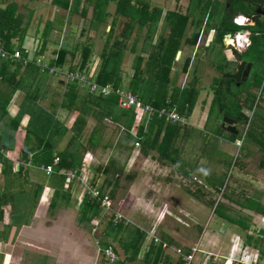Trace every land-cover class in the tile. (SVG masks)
I'll return each instance as SVG.
<instances>
[{"label":"crops","instance_id":"1","mask_svg":"<svg viewBox=\"0 0 264 264\" xmlns=\"http://www.w3.org/2000/svg\"><path fill=\"white\" fill-rule=\"evenodd\" d=\"M145 1L148 2L145 8V11H147V13H150L151 11L157 12V14L152 15L153 19H156L157 21V26L156 27L154 26L153 28H149L148 25L141 27L137 22L133 23L132 27L129 29L130 31L128 32L129 36L126 39H124V44L126 43V41H131L132 46H130L128 49L127 46L124 47L125 48L124 52L128 51L132 56L131 59L133 60L135 59V56H139L143 59L140 67L141 75L143 74V72H146L149 75H155L157 73L163 74L166 68L165 65H163L162 67H158V65H156L155 63L152 62L150 64L148 63L152 61L153 58L156 59L159 57L158 54L160 53V50H159L158 42L161 38L164 39L163 37H166L167 34L169 33V23H172V20L177 18L178 15L187 16L188 23L185 28V32L183 33V37L180 41L179 48L177 49L172 64L170 66L169 75L171 78L168 81L166 88L170 89L171 93L168 95V97H165L164 104L161 107L166 106L167 105L166 102L170 101V103L176 105L178 110V108L181 107L182 101L184 99L182 95L183 92L185 90H191V89L195 91L194 92L195 102L192 110L188 114H186L187 112L182 113L178 110V112L187 120L186 125L181 126L175 123L165 122L164 120L161 119L159 120V121H163L165 124L158 138V142L155 145H159L160 141L164 137L165 128L167 127V125L177 126L176 129L168 132L165 135L164 144L165 142L166 144L163 147V151L165 150L164 153L165 155H169L168 158L163 157L151 147L145 149L146 154H144L140 150V147L138 149L132 147L131 151L129 152L121 149L117 150V148L114 147L112 148L109 147L107 149H104L103 147L97 148L96 150L99 153L101 152L100 155L102 156L106 155L103 159L104 161L106 160V165L102 174L104 176V180H107L108 183L109 180L111 179V176L107 178L106 175L107 168L109 165L110 166L114 165L113 171L118 172L117 170H122V171L125 170L124 164H126V161H129L130 163V172L126 173L125 175V179L128 181L129 185H127L124 188H120L118 183L110 182L109 185L104 183L103 189L106 190L110 189L114 191L117 188V193H119L120 191L125 192L124 190H126L124 196L127 197L129 200L128 204L126 205V210H128L127 217H131L130 215H134L133 218L138 220L154 221L153 225L147 228L148 231L143 233L144 237L145 234L148 235L151 232L157 234L156 231H158L161 228L160 225H163L164 221L170 219L172 216L174 218L181 219L182 221H184L187 227L190 228L193 227L195 229L196 234L198 235L196 241L184 243L182 245L180 244L181 242L179 243L172 241V244H170L171 241L168 242L165 241L173 247L175 246L176 248H181L184 252L189 251V249L192 247L191 245L193 244V242H195V244L196 243L199 244L198 247L202 251L209 249L213 254H219V256H225V257L229 255L232 246L239 242L246 244L247 246H249L251 250L257 251L258 248L257 249L255 247L252 248L250 247V244H247L245 242L246 241L245 237L246 235H248L247 234L248 230L251 227H254L256 223L260 224L261 221L258 222L257 221L259 220L258 218L261 217L264 218L263 214L259 211H256L254 208L245 209L246 211H250L246 213L247 216L245 218V221H249V222L247 224L242 222L243 225H245L244 226L245 229L241 228L240 227L241 225L239 226V224L237 223L238 225L237 230L240 231L239 229H243L244 237L239 232L230 231L229 227L224 225L223 223L217 225L219 227L217 228L214 227V229L211 228L209 231H207L205 230V228L202 227L201 224H199V222H196L199 216H194V215L200 212L203 214L204 213L203 208L209 207V205H211V203L214 201L212 195H211V199L208 201H203L202 199L205 198V196H210L211 191L215 189H219L221 186H218L217 183H212V184L208 183L207 186L202 185L201 176L199 175V173L195 172L194 170L196 167H198V162H194L193 160H191L193 158V155L198 157L199 155L198 151L196 153H191L187 155L189 158H185L186 146L189 147L192 146L195 148L198 146L197 143L199 145L201 143L203 145H207L213 143L214 140L219 138L223 142L217 143V146L220 147L225 153L229 145L227 142H231V144H234V141H231L229 139L228 137L229 132L226 131L225 126L223 127L221 125V128H219L218 120H215L213 122L212 130L214 135L213 137H210L208 139L209 140L208 143H206L207 137L202 136L201 134V131L204 130L203 128H205L206 124L209 122L210 112H207L206 109L207 107L211 108L212 105V96H210V91L213 92L215 86V80L218 81L220 76L223 74L233 73L235 69L233 72L228 70L231 61L232 60L235 61L237 55L240 56L242 53L246 51L245 50L243 52L241 51L240 53H237L235 52V50L231 49L233 54L232 56H234L231 58L229 55L224 54L226 48L223 45V41L219 42L216 39L218 29L224 18V14L229 8L228 4L226 3L227 0H145ZM139 7L140 6H136L135 8L139 9ZM241 13L242 12H238L234 16V18H237L238 21L242 20V18H246L247 19L246 24L245 26H242L239 29H237L233 34L237 32L243 33L242 31H244V33H248L251 44L252 36H250V33L252 32L250 31L249 28L255 27L254 26L255 21ZM257 13L263 15V13L260 11ZM147 15L149 16V14ZM232 23H233V19H232ZM227 26H229V24H227ZM122 27H123L122 24L121 26L115 27L119 32V33L118 32L115 33L116 35L115 38H119V39L121 38L119 37V34L122 32ZM109 28L110 26H108L107 29ZM195 34H197V40L193 44L192 37ZM233 34L227 32L225 35H233ZM97 55H99V53ZM220 58L222 59L221 61L219 60ZM94 60L100 62L98 56L92 60L91 64L95 63ZM241 60L246 63H251V61L249 60H243L242 58ZM237 64L238 63L236 62L235 67L237 66ZM23 68L21 67L22 70L20 69L18 74L16 75L17 76L16 80L18 82L19 88L15 90L11 100L9 101L8 106L6 107V116L4 115L0 121V147L2 146L0 153L1 155L5 156L11 164H13L15 170L18 169L19 164H23V161L20 159V155L24 150L25 128L29 124L30 116L35 114H39V115L41 114L43 116V113H40V110L41 111L43 110L50 115V111H49L50 104L52 102L58 103V101H52L47 106H43L41 103L38 105L36 99L33 107L26 109L24 108V110H22L23 114L19 121L20 124L18 129L16 131L6 129L3 126L4 121H6V124H8L7 123L8 118L9 117L11 119L15 118V116L19 111V110L14 111L13 99L16 95H18L17 93L21 89H24V87L30 83L32 84L30 85L31 89L32 87H34L35 89L34 92L36 94L38 93L43 94L48 91L49 89L48 86L52 85L51 81H48L50 75H45L43 79L40 78V75H37L36 80L33 77L25 78V76H27L28 74L24 73L26 71H24ZM251 68H252V63H251ZM132 69L133 72L131 76L133 77L135 73V69L134 67H132ZM35 75L33 74L32 76ZM127 81L128 80H126L125 82L124 80L122 84V86L126 89H128L129 87V85H125V83L126 84L128 83ZM2 85L4 84L1 82L0 88L2 89V91L8 92V90H5ZM137 85H138V80H137ZM7 86L9 85H6V87ZM58 86L64 88V85L61 82L60 84H58ZM150 88L156 90L158 87L151 85ZM136 89H138V87ZM201 89H206V91H209L208 94L201 95L200 94ZM57 92L59 93V91ZM80 93L82 95L85 94L83 90ZM134 94L138 96L137 93ZM36 97L38 98V95ZM208 100L209 102L211 100V104L208 103ZM148 104L151 105L150 103ZM240 105H242V102H240ZM156 108H160V107H156ZM243 109L247 110V108L243 107L241 110L242 113L245 115ZM60 115H63V117L60 118ZM76 116H77V112L66 113L63 112L62 110H59L57 112L55 119H57V122L61 124L63 129L66 130L64 134L63 133L61 135L59 134L60 136H64L65 134L68 135L69 137L71 136V134H68V131L70 132L69 128ZM133 116H134L133 127L136 129L139 126H143V128L144 129L146 128L145 130H147L154 123V121L158 120L155 119L152 123H149L145 126L143 123H139L136 121L134 112H133ZM191 120L192 122L190 123ZM66 122H68V125L66 124ZM107 122H109L110 124L107 123L108 125H105L106 126L105 130L102 129L103 141L113 140V142L115 143L117 139L120 136H122L123 130L122 128H119L118 131L117 124L113 123L110 120H107ZM95 125H97V120L89 116L87 118L83 130V139L85 138V135L88 136L89 132L92 130V128ZM136 129L134 130L135 131L134 135L136 133ZM41 130L42 128H37L36 132H39L40 134ZM187 130L190 131L188 137L186 135ZM115 134H117L115 139H112L111 137L115 136ZM52 137L55 138V135H53ZM137 141L140 143V138H138ZM54 144L56 145L54 149V154H55L54 156H58L57 154L64 149L65 145L63 146L62 149L61 148L58 149L57 141L54 142ZM221 149L217 148V150H219L220 152L222 151ZM213 150L216 151V148H213ZM85 152L93 153L90 149L83 151V153L81 151L80 154H84ZM31 154H34V152L32 151ZM173 157H175L179 161V163L175 161ZM96 158H95L96 160L95 163L97 165L98 162L99 163L104 162L103 160L100 161L99 158L98 159ZM15 160L19 164H15L13 162ZM187 160L192 165H194L193 169H192V165L190 166L189 164L188 165L186 164ZM221 163L222 161L217 158L215 164H221ZM225 165L226 163L223 162V166H224L222 171L223 173H224ZM4 166H5L4 163H0V177H2V181H3V183H0V193L4 195H9L12 186V172L11 173L9 172L8 175L4 177L2 175V171L7 168V165L5 167ZM26 166L28 168L30 177L34 180L37 179L40 183H36V184L42 186V190L40 192V197H39V203L37 204V207L31 214V216H27L26 218L24 217L25 219H28L27 224H22L25 223L23 222V220L18 221L15 218H13V217L21 216V212L15 213L16 215L9 213L7 217H4L2 211L3 206L0 207V219H2L1 222L2 225L0 227V256H1L0 264H36V261L41 260L42 258L44 260L45 258H47L46 259V261L48 260L47 264H94L95 259L94 256L91 255V252L89 253L90 255H88L89 257L86 256L85 253H83L89 251L88 243H86L83 248V246L79 242L80 240L76 239L74 236L73 238H65L70 236L67 232L66 235L64 234L65 231L63 230V228H66L67 225L63 223L57 225L56 222H55L56 225L52 227H46L42 225L41 220H42V216H44L42 215V211L45 208V204L48 202L50 198L49 195L51 194L50 192L51 190H53V188L51 187V183H49L47 180L44 181V183H42V179H39L40 178L39 175L41 174H43L42 176L46 177V175H44V172L40 169V167L43 166V164L35 165V163L31 161L26 163ZM92 168L94 173H98L100 165L99 167L92 166ZM36 169L40 170L41 173ZM132 169H134L135 171L131 172ZM200 169L203 170L201 167ZM205 170L214 172L215 178H219V181H221L222 176H220L219 174V167L216 168L213 166L211 169H209L208 166ZM120 176H122V174ZM120 176H117V178ZM158 183H160V186L161 188L163 187V189L160 192L153 193L152 188L155 185H158ZM172 183H191L196 190L195 192H192L191 190L185 188L187 193V196H185L182 193V191H175L174 188L171 190L170 188L171 186L169 187V185H171ZM194 183L200 185L196 186L194 185ZM32 184H34V186H37L35 183ZM27 186L31 187V183H29V185ZM70 186L72 187V189L70 188V192H69L70 200L65 205L73 206V210L76 211L77 213L78 212L77 206L79 204L76 203L75 196L78 195L79 193V187L77 184ZM231 186L228 188L231 194L233 193L235 194L236 193L235 189ZM175 197L177 198L179 197V199L177 200V204L174 207V204L172 203L171 200L175 199ZM249 198L253 199V196L245 197V199H249ZM257 198L258 199L254 201L256 202V204L259 205L261 210L263 209L264 211V203L262 202V199H260V195L257 196ZM225 199L228 200L229 198L226 197ZM186 202L191 203L192 206H194L192 207V210L194 211L193 215L191 214L186 215L185 213ZM72 203L74 205H72ZM221 208L224 209V206ZM223 209L221 210L222 215L224 214ZM252 211H254L255 213ZM135 212L137 215H135ZM181 214L185 215V217H182ZM186 217L188 219H192L191 220L192 222H190V224L188 225L186 220L184 219ZM216 217L221 220L223 219L222 217L218 216V214H216ZM43 218H45V216ZM156 223L158 225L156 226V230H155L154 227ZM262 224L263 223H261V225ZM180 229L182 228L175 227L172 230L173 233H169V234L172 235L174 233H178L180 232ZM200 238H204L205 243L201 244ZM54 242H56L55 245H58V247L55 249L56 253L54 252V254H52L53 248L49 247L50 251H48L47 245L51 246L53 245ZM152 245L153 244H151L149 241H145V239H143L137 257L134 260L126 261L123 264H152V262L154 261L153 256L151 257L148 256L150 247ZM261 249L262 247H260L259 250L257 251L258 259L256 264H264V251L263 253H261ZM163 251H164V256L158 258L161 259V261L158 264H169L168 262H166L167 258L168 259L171 258L172 261L176 258L174 257L175 255H171L169 252L165 250ZM121 260H123V258L120 259V261ZM218 263L221 264V261L218 259L212 262V264H218Z\"/></svg>","mask_w":264,"mask_h":264},{"label":"trees","instance_id":"2","mask_svg":"<svg viewBox=\"0 0 264 264\" xmlns=\"http://www.w3.org/2000/svg\"><path fill=\"white\" fill-rule=\"evenodd\" d=\"M80 1L81 0H73L76 8L79 6ZM85 1L93 7L91 27L96 29L98 25L106 24L108 22L107 17L109 13L105 11V7L109 3V1ZM113 1H115L116 4L115 14L121 17V21H117L115 16L109 24L110 28L108 33L106 34L107 38L105 39L102 45V49L99 53L100 62L98 71L95 75V81L100 84H111L114 88H119L122 86V79L117 69L119 65L118 57L122 54L126 45L123 41H120L119 38L113 37L115 27L121 26V24L123 25L122 32L120 33L119 37L126 39L129 36L128 32L130 31L129 29L132 27L133 23L137 22L141 27L145 25H148L149 28H153L154 26L156 27L157 21L156 19H153L152 15L157 14V12L151 11L150 13H147V11H145V8L148 2H146L145 0H136V3L140 4L139 9L135 8L137 5H133L131 3V0ZM52 3L63 9L69 8V0H52ZM226 3L228 4L229 8L225 12L224 18L218 29V33L216 36L217 41H222L223 36L227 32L233 34L237 29L240 28L239 26L232 23V19L238 12H242L241 14L255 21V27L249 28L252 32L250 33V36H252L251 44L242 54H250V57L253 60H258L259 56L264 52L263 0H227ZM85 10L86 9H83L82 11L83 15L85 14ZM257 10L262 12L263 15L257 13ZM147 14H149V16ZM22 17L23 15L17 12V4L15 2H10L4 8L0 9V39L4 43L5 49H7L8 51H12L15 49L16 46L13 40H16L19 42V46L17 48L24 52V49H22L21 47L29 28V21H27V23H24ZM124 18L127 19L126 22H123ZM187 23L188 17L181 15H178L177 18L172 20V23H169V33L166 37H163L164 39L161 38L158 42L160 50V53L158 54L159 57L156 59L153 58L152 61L148 63H155L156 65H158V67H162L163 65H165V71L163 74L157 73L155 75H149L146 72H143L141 78L139 79L141 85L138 84V89H136L137 76L138 74H140V67L143 59L139 56H135V59L133 60L135 73L132 77V80L130 81L128 89L133 93H137L139 99L143 100L144 102L150 103L155 107H161L164 104L165 97L167 96L162 95V89L166 88L168 81L171 78L169 75L170 66L172 64L174 55L179 48V44L183 37V33L185 32ZM227 24H229V26H227ZM37 32L38 31L36 30V33ZM51 32V23L47 22L44 30L40 34L43 40V44L41 45L39 52L35 54V58L39 55H43V50H45V46L49 42L47 38ZM112 37L114 39H111ZM192 39V43L194 44L197 40V34H195ZM110 40H113L112 45H110ZM68 48L69 47L66 46L59 49V51L54 50L53 52L54 54H56V59H52L48 65L50 67H54L55 69L63 68L64 66L69 65L68 71L70 72L86 71V67L95 58V56H93L92 54V45L84 42L76 44L70 49ZM77 55L78 58H76ZM75 58L77 60H75ZM21 64V62L17 63L10 61H0V77L3 80L1 82L5 85L11 86L8 92H3L0 88V121L4 115L6 116V107L8 106L15 90L19 88L18 82L16 80V75L18 74L21 67L23 68ZM10 68H13V70L10 71ZM24 68L26 69V72L24 73L28 74L26 77H33L36 80L37 75H41V72L35 66V64H28V66ZM33 74L36 75L32 76ZM243 83L244 81L240 82L238 86H241ZM64 85L65 89L61 93L59 92L60 94H57L60 98L58 103L52 102L50 104V115L47 112L40 110V113H43V116L41 114V116L39 114L30 116L29 124L25 128L24 150L20 155V159L23 161V164H19L18 169L15 170L13 164H11L9 160L0 153V163H4L5 166L7 165V168L2 171V175L5 177L9 172H12L11 192L9 193V195L0 193V197L2 199L0 207L4 205H10L13 212H19V210L26 209V205H28L30 208L29 211H26L28 212L27 216H31V214L35 210L39 201L42 186L36 184L40 183L37 179L34 180L30 177L26 163L32 161L33 163H35V165L43 164V166L52 163V160L54 158L53 156L55 155L54 149L56 146L53 142L54 138L52 136L55 134L59 135L60 133L66 132V130L62 128L61 124L56 121L57 119H55V116L59 110H62L66 113L77 112V116L75 117L73 123L69 128L71 136L69 137L67 144L64 146L63 150H61L58 154L56 153L60 158L58 167L60 169H74L80 166L82 163L81 159L83 157V154H80L81 151L83 153V151L97 149L99 147H103L104 149L114 147L117 148V150L121 149L129 152L131 151L132 147H134V144L135 142H137L138 138H140L141 143L140 150L144 154H146L145 149L151 147L163 157H169V155L164 154L165 150L163 151V147L166 144V142L164 144L165 135L168 132L176 129V125H167V127L165 128L164 137L160 141L159 145H155L158 142V138L162 132V128H164L165 123L163 121H154V123L147 130H145L146 128L144 129L143 126H139L136 129L133 127V112L131 110L118 108L116 105V95L112 94L106 97L90 95L88 96L86 94L82 95L80 93L82 89L79 86L78 82H69ZM151 85L158 88L156 90L150 88ZM235 85L236 83L231 81L230 79L219 78L218 81L215 80V86L213 89L214 104L212 103L211 108L214 105H218L219 110L224 111L225 116L232 119L235 124L245 125L249 121V118L242 113V108H248L253 113V115L257 117L258 112L255 111V108L258 105L257 102L259 100L256 101V96L252 93H246V95H244V97L242 96V99H240L241 97L237 96L235 92L232 91V87ZM194 92L195 91L192 89L185 90L183 92L182 95L184 99L182 101L181 107L178 108L180 112H187L186 114H188L192 110L195 102ZM228 97H231L232 99L231 105L233 106V109H227L226 107V100ZM28 99L29 94H26L24 101H27ZM31 99L32 100H29L31 104H26V106H24L25 109L33 107L37 97H32ZM240 102H242V105H240ZM22 114L23 112L12 119L9 117L7 120L8 124H6V121H4L3 126H5L8 130L16 131L19 127V121ZM91 115L94 116L96 120L98 119L97 125L92 128L87 138L84 140L83 130L87 118ZM103 119H108L117 124L118 131L119 128H122V136H120L115 143L113 142V140L103 141L102 129L105 130L106 128V126L103 124ZM37 128H42L40 134L39 132H36ZM135 129L136 133L134 135ZM248 130L249 129L247 128L244 137L246 138L249 135V137L254 138V135H250ZM239 136L240 135L237 136L231 133L228 134V137L231 141L237 140ZM254 140L255 142H258V140H256L255 138ZM32 151L34 152V154H31ZM38 171L41 173L40 170ZM117 171L118 172L113 171V174L111 176V179L113 178L115 181H118L117 176H120L123 172L122 170ZM42 175L43 174H41V176ZM46 177L42 176L39 179H42V183H44V181L46 180L51 183V187L53 188L54 193L48 205V209L54 211L62 203L67 204L69 202V189L71 188V186L69 185L68 189L64 187L65 177L63 176L53 174L49 177ZM110 182V180L109 183L107 180H104L103 184L106 183L107 185H109ZM29 183H31V187L27 186L29 185ZM32 183H35L37 186H34V184ZM103 184L102 188H104ZM109 196L110 199L113 198V190H111ZM211 204L213 205L214 202H212ZM254 204L255 205L250 206L246 202L245 207H247L248 209L254 208L256 211L261 212L264 216L263 209L261 210V208L258 204H256L255 201ZM78 207V212L79 214H81L78 217L79 223L88 224L89 222H92L97 218L98 221L107 220L106 229H104L105 239L102 241V244L104 246H107V239H110L111 241L116 240L121 244L126 256L123 260H119L118 264H123L126 261H132L137 257L139 248L144 239V234L139 231H129L128 227H126L122 222L113 223L111 220L112 217H109L108 215L103 213L104 210L101 209L99 203H97L95 200H90L88 197H84L82 204H80V206ZM215 212L224 220H227L230 223H238L239 225H241V228L245 229V225H243L242 221H236L232 217L224 214L222 215L219 209H215ZM13 218L18 221L23 220V222L25 223L22 224H27L28 222V219H25L24 221V217L22 216ZM98 224L100 225L99 222ZM259 233H261L262 236L255 239L249 235H246L245 242L247 244L253 245L257 249L258 243L264 244V232L259 231ZM150 243H154L153 238L151 239ZM170 244H172V241ZM161 246L162 245H152L150 247L148 256H153L154 261L152 262V264H158L161 261V259L158 258L164 256V251ZM261 253H263L262 249ZM166 262H168L169 264H183L181 257L177 258L176 260L174 259L173 261L171 258H167Z\"/></svg>","mask_w":264,"mask_h":264},{"label":"rangeland","instance_id":"3","mask_svg":"<svg viewBox=\"0 0 264 264\" xmlns=\"http://www.w3.org/2000/svg\"><path fill=\"white\" fill-rule=\"evenodd\" d=\"M108 1L109 3L105 7V11L109 13L107 17L108 22L103 25H98L97 28L95 29L91 27L92 26L91 20L93 18V15H92L93 7L89 5L85 0H81L77 8H76V5L73 3V0H69L68 9H63L53 4L52 0H0V9L4 8L10 2H15L17 4V12L23 15L22 17L23 22L27 23V21H29V26H28L29 28L25 35L24 42L22 43V48H25L27 50H35V53H38L41 48V45L43 44V40L40 34L44 30L46 23L50 22L51 28H52V32L47 38L49 42L46 44L45 50H43L42 61L44 62L41 67L45 69L41 70L40 66H36L38 69L40 68L39 71L41 70L40 78L43 79L45 75H50V78L48 79V81H51L52 85H49L48 91L43 94L41 93L36 94L34 92L35 90L34 87H32L31 89L30 85L32 84L30 83L27 86H25L24 89H21L17 93L18 95H16L13 99L14 100L13 101L14 111L19 110L17 115H20V113L23 110L21 108H25L24 106H26V104H31L29 100H32L31 98L36 97L37 95H38V98L36 102L38 105L41 103L43 106H47L52 101L60 100V98L56 94H60L65 88L58 86V84H60L61 82L64 85L69 82L67 80V76L65 75L66 73H68L67 71H68L69 65H66L63 68L56 69L55 75L53 74V72H51L52 70H49L50 67L46 69L44 65H47L52 59H56V54H54L53 52L54 50L59 51V49L66 47V46L69 47L68 49H70L76 44L87 42L92 45L93 56L99 57V55L97 54L100 53L102 49V45L105 39L107 38L106 34L109 31V29L107 28L109 24L111 23L113 17L116 16L117 21H121L120 20L121 17L115 14V5H116L115 1L113 0H108ZM131 3L133 5L140 6V4L136 3V0H131ZM83 9H86L84 15L82 14ZM126 21L127 19L124 18L123 22H126ZM36 30L38 31L37 33H36ZM117 32L118 30L115 28L113 37L116 36L115 33ZM113 37L111 39H114ZM119 40L124 42L123 38H120ZM13 42L15 43V46H16L15 48H17L19 46V42L16 40H13ZM112 43H113V40H110V45H112ZM125 44L127 46V49L130 46H132L131 41H126ZM224 54L229 55L231 58L234 57L232 56L233 55L232 50L230 49H226ZM76 58H78V55L76 56ZM76 58L75 60H77ZM131 58L132 56L130 55L128 51H125V52L123 51L122 54L118 57L119 65L117 69H118V73L121 76L122 84L124 80L125 82L126 80H128L127 81L128 83L127 84L125 83V85H129L131 78H132L131 74L133 72V69H132L133 59ZM241 58L243 60L251 61L253 65H252V68H251V71H250V74L247 80H245L241 86H238V85L233 86L232 91H234L237 96H240L241 97V98L239 97L240 99H242V96L244 97L246 93H252L253 95H255L256 101L259 100L257 102L258 105L255 108V111L258 112V116L255 117L248 108L247 110L243 109V112L245 113V116L249 118V121L245 125L235 124V127L240 135L239 138H241L242 133H244L246 129L248 128L249 129L248 132L250 133V135L251 134L254 135V138L258 140V142H255L254 138L249 137L248 135L246 138L244 137L243 141L241 142L240 148L235 146L236 140L234 141V144H231V142H227L229 145L224 153L223 150L217 146V143H222L223 141L217 138L211 144L203 145L201 143L199 145L197 143L198 146L195 148L192 146L190 147L186 146L185 158H189L187 155L191 153H196L198 151L199 153L198 157L193 155V158L191 160H193L194 162H198V167H196L194 170L195 172L199 173V175L201 176L202 185L207 186L208 183H211V184L217 183L218 186H221L219 189H215L213 191L209 190L211 191L210 196H205V198L202 199L203 201H208L211 199V195H212L214 198V201H213L214 204L209 205V207H204L203 214L201 212L196 213L194 216H199L196 222H199V224H201L202 227L205 228V230L207 231H209L211 228L214 229V227L217 228L219 227L217 225H219L220 223H223L224 225L229 227L230 231L239 232L243 236L244 235L243 229H239L241 231L240 232L237 230L238 225L236 223H230L227 220L218 219L216 217V212H215V209L216 210L219 209L221 211L223 209L221 207L224 206L223 212L225 215H228L229 217L234 218L236 221H242L243 223L247 224L249 221H245V218L247 216L246 213L250 211L245 210V209H248L247 207H245L246 202L250 206H253L255 205L253 200H257L259 198V197L257 198V196L260 195V199H262V202L264 203V197H263L264 196V52L262 55L259 56L258 60L256 61L250 57V54H242ZM219 60L221 61L222 59L220 58ZM94 61H95L94 64H91L89 61L91 65L89 64L86 67V70H88L89 68L92 74L98 71V65H99V61L97 60H94ZM235 65H236V61L232 60L228 70L233 72L234 69L236 68ZM12 70L13 68H10V71ZM23 70L26 71L25 68H23ZM223 77H224V74L220 76V78H223ZM140 78H141V74H138L137 80H138L139 85H141V82H139ZM0 80L3 81L1 78ZM2 86L4 87L5 90H8V91L11 88V86L6 87L5 84ZM136 87H138V85ZM54 89L59 91L60 93H58ZM208 92L209 91H206V89H201L200 94L206 95L208 94ZM211 92L212 91H210V96H212V103L214 104V100H213L214 95H213V92L212 93ZM84 93L89 96L88 90L87 92L85 91ZM170 93H171L170 89L168 88H165V90L162 89V95H165L168 97ZM26 94L27 95L29 94V99L27 101H24ZM40 95H41V98H40ZM231 102H232L231 97H228L226 100L227 109L228 108L233 109ZM208 103L211 104V100L210 102L208 100ZM206 110L207 112H210L209 114L210 118L205 128H203L204 130L201 131V134L202 136L207 137L206 143H208L209 141L208 139L210 137H213L214 135L213 130H212L213 122L215 120H218L219 128H221L223 119L225 117V113L224 111L219 110L218 105H214L212 108L207 107ZM17 115L15 117H17ZM61 117H63V115H60V118ZM91 117L95 118L92 115ZM107 120L105 119L102 120L104 122V125L110 124L109 122H107ZM191 122L192 120L190 121V123ZM66 124L68 125V122H66ZM189 132L190 131L187 130L186 132L187 137L189 136ZM61 134L62 133H60V135ZM68 134H71V133L68 131ZM60 135H56V137L53 140V142L57 141L58 149L59 148L62 149L63 146L67 144L68 142L67 139L69 137L66 134L64 136H60ZM116 135L117 134H115V136H112L111 138L115 139ZM86 138H87V135H85L84 140ZM213 148H216V151H214ZM217 148L221 149L222 151L220 152L219 150H217ZM91 151L93 153L85 152L86 153L85 155L87 156V158L89 157V155H91L93 156L94 159L97 157L96 159L99 158L101 161L106 156V155L104 156L100 155L101 152L99 153L96 149H91ZM173 158L175 159V161L179 163V161L175 157ZM217 158L222 161L221 164H215V161L217 160ZM13 162L15 164H19L16 160ZM104 162L106 163V160ZM104 162H100V163L98 162V165H97L93 161L92 165L96 167L97 166L99 167L100 165V168H101L103 165H105ZM223 162L226 163L224 173L222 172L224 168ZM89 163H91V159L89 160ZM186 164L187 165L189 164L190 166L192 165L188 160L186 161ZM124 166H125V170L123 171L124 174L122 173V176L118 177L117 182L113 178L110 179L111 183H118L120 188H124L127 185H129L128 181L125 179L126 173L130 172L129 161H126V164H124ZM208 166H209V169H211L213 166L216 168L219 167V174L220 176H222L221 181H219V178H215L214 172L205 170ZM193 167L194 165H192V169ZM200 167L203 170H201ZM78 168L79 170L84 169L83 165L79 166ZM100 168L98 170V173H95V178L98 179L96 181L98 182V184L99 183L103 184L104 176L100 172L101 170ZM113 170H114V165L113 166L109 165L107 168V172H106L107 178L112 176ZM132 171H135V170L132 169L131 172ZM39 177L41 178L42 176L39 175ZM0 183H3L2 177H0ZM161 184H164V183H161ZM194 185L197 186L200 184L194 183ZM230 186L235 189V192H236L235 194L234 193L231 194L228 188ZM169 187L171 188V190L174 188L175 191H182V193L185 196H187L185 188L191 190L192 192H195L196 190L195 187L191 183H172L171 185H169ZM152 189H153L152 190L153 193H157V192H160L163 189V187L161 188L160 183H158V185H155ZM108 191L109 193L111 192L110 189H108L107 192ZM124 191L126 192V190ZM113 192H114V196L111 199L110 209L107 210L108 214H106L105 212L103 213L108 216L110 215H114V217L117 216L115 220L118 222H122L126 227H128L129 231H132V232L139 231L142 234L148 231L147 228L151 227L154 221L138 220V219L133 218L134 215H130L131 217H127L128 210H126V205L128 204L129 200L127 197L124 196L125 192L120 191L119 193H117V188ZM50 193H51L49 195L50 198L48 202L45 204V208L42 211V215L45 216V218H43L44 216H42V220H41V223L43 226L52 227L56 225L55 222L57 223V225H60L61 223L67 225L66 228H63V230L65 231L64 234L66 235L68 233L70 236L65 237V238H73L74 236L76 239L80 240L79 242L83 246V248H84V245L88 243L89 251H86V252L82 251V252L85 253L86 256L90 255L89 253L91 252V255H93L95 259L94 264H102V263L118 264V261L120 259L125 258L126 254L121 244L118 243V241L116 240L111 241L110 239H107V244H106L107 246H104L102 244V241L105 239L104 229H106L107 220L98 221V218H97L96 220H93L92 222H89L88 224L79 223L78 217L81 214H79V212L76 213V211L73 210V206L65 205V203H62V202H61L62 204L58 208H56L54 211H51L50 209H48V205L50 203V199L53 196V193H54L53 190H51ZM246 196H253V199H250V198L245 199ZM226 197H228L229 199L228 200L225 199ZM178 199L179 197L178 198L175 197V199L171 200L172 203L174 204V207L177 204ZM1 202H2V199L0 197V205H1ZM72 205L74 204L72 203ZM78 206H77V209L79 208ZM192 207L194 206H192L191 203H188V202L185 203L186 215L194 214ZM29 208L30 207L26 205V209L19 210V212H21L22 217H25V218L27 217L28 212L26 211H29ZM2 211H3L4 217H7L9 213H12L14 215H16L15 213H17V212H13L10 205H4L2 207ZM135 215H137L136 212H135ZM181 216L185 217V215L183 214H181ZM187 217L184 219L186 220L187 225H188L190 224V222H192L191 221L192 219H188L189 217L188 218ZM258 219H259L257 220L258 222L261 221L260 224L256 223L253 228L251 227L252 230H250L251 228L248 230V232H251L252 234L249 235L247 232V234L253 237L254 239L257 238L258 235L261 234V233L258 234L257 231H261V230L264 231V218L261 217ZM1 222H2V219H0V227L2 225ZM98 222L100 223V225L98 224ZM261 223L263 224L261 225ZM157 225L158 224L156 223L154 227L155 230H156ZM160 227L161 228L158 231H156L157 234L149 230L151 233L148 235L145 234V237H144L145 241L150 242L151 239L154 238L153 239L154 245H159L163 241V244H165L166 246V244H168L167 243L168 241H174V242H179V243L181 242L180 244L182 245L184 243L197 240L198 235L196 234L195 229L193 227L192 228L187 227L184 221H182L181 219H177L171 216V218L164 221L163 225H160ZM175 227H181L182 229H180V232L170 235L169 233H173L172 230ZM200 243L201 244L205 243L204 238H200ZM55 244L56 242H54L53 245L51 246L47 245L48 251H50L49 247L53 248L52 254H54L55 249L58 247V245H55ZM193 245H195V242H193L191 246ZM109 246H113L117 252L118 259L116 260V262H110L104 259L103 250ZM257 246H258V249L262 247L264 251V244L258 243ZM250 247L254 248V246L251 244H250ZM175 248H176L175 246L171 247L170 245L169 246L167 245L166 247H164L163 250L169 252L171 255H175L174 257L178 258L177 255L175 254ZM204 251H208L212 253L209 249H206ZM215 256L218 258L219 254H216ZM46 259L47 258H45L44 260L42 258L41 260H37L36 264H47L48 260L46 261ZM0 263H1V256H0Z\"/></svg>","mask_w":264,"mask_h":264},{"label":"built area","instance_id":"4","mask_svg":"<svg viewBox=\"0 0 264 264\" xmlns=\"http://www.w3.org/2000/svg\"><path fill=\"white\" fill-rule=\"evenodd\" d=\"M233 21L236 25H239L240 23L244 25L246 24L247 19L242 18V20L238 21L237 18H234ZM222 41L226 49H232L238 52L244 51L250 45L249 35L248 33L244 32H237L233 35H225ZM22 49H24V52H22L18 48H15L12 51H8L7 49H5L4 43L0 39V61H10L17 63L21 62L23 67H27L28 64L33 63L35 64V66H40L41 70L45 69L41 67L44 62L42 61L43 55H39L35 58V50H27L25 48ZM31 51L33 54L31 53ZM48 64L44 65L46 69L50 67ZM49 70H52L51 72H53L54 75L56 74V69L54 67H50ZM67 72L68 73L65 74L67 76V80L69 82H78L79 86L84 92H87L88 90V94L90 96L106 97L112 94L116 95L117 107L124 110H132L135 114L136 121L139 123H143L145 126L149 123H152L155 119H161L165 122H171L181 126L187 124V120L178 112L176 105L170 103V101L166 102V106L156 108L149 105L148 103L143 102L136 94L131 92L129 89L124 88L123 86L120 88H114L111 84L98 83L97 81H95L96 73L92 74L89 68L84 72ZM244 136L245 132L242 133L241 138L235 141L236 147L240 148ZM139 147L140 143L138 141L135 142L134 148L138 149ZM90 159L91 163H89ZM93 161L95 162L93 156L89 155V157L87 158V156L84 155L81 163L84 168L83 170H79V166L74 169L65 170L58 168L60 158L58 156H54L52 163L47 164L46 166H41L40 169L46 176L56 174L65 177V188H69L68 186L70 184H77L79 187V193L75 196L77 204H82L84 197H88L90 200H95L97 203H99L101 209L104 210L106 214H108L107 210H109L111 206L109 191L107 192V190H103L102 184H98V182H96L98 179L95 178V173H93L92 170ZM104 168L105 165L101 167V173H103ZM109 217H112L111 220L113 223L118 222L115 220L117 216L114 217V215H110ZM252 228L250 230H252ZM257 233L260 234L258 231ZM248 234L251 235L252 233L248 232ZM261 236V234L258 235V237ZM162 244L163 243H161V245ZM166 246L165 244H163V249ZM175 254L178 258L181 257L183 264H212V262L216 261L217 259L220 261L222 260V264H256L258 257L256 251L251 250L249 246L242 242L234 244L229 252V255L226 257L218 256L217 258L215 256L216 254L204 250L202 251L198 247L197 243L193 245L188 252H184L181 248H175ZM103 255L106 261L115 262L118 259L117 252L115 248H113V246L106 247L103 250Z\"/></svg>","mask_w":264,"mask_h":264},{"label":"water","instance_id":"5","mask_svg":"<svg viewBox=\"0 0 264 264\" xmlns=\"http://www.w3.org/2000/svg\"><path fill=\"white\" fill-rule=\"evenodd\" d=\"M257 12H259V10ZM235 61L238 63L235 68V71L233 73L224 74V78L230 79L231 81L235 82L236 85H239L240 82L245 81L247 79L251 69V63H246L242 61L239 55L236 56ZM222 126H225L226 131H228L229 133L234 135L238 134V131L235 127V122L232 119L224 117Z\"/></svg>","mask_w":264,"mask_h":264},{"label":"clouds","instance_id":"6","mask_svg":"<svg viewBox=\"0 0 264 264\" xmlns=\"http://www.w3.org/2000/svg\"><path fill=\"white\" fill-rule=\"evenodd\" d=\"M233 19H234V18H233ZM233 23H235V22L233 21ZM242 25H243V24L240 23V24L237 25V26L242 27ZM243 26H245V24H244ZM249 46H250V45H249ZM247 48H248V47H247ZM247 48H246V49H247ZM246 49H245V50H246ZM245 50H244V51H245ZM235 52L240 53V52H238V51H236V50H235ZM242 52H243V51H242ZM238 135H239V133L237 134V136H238ZM238 139H239V138H238ZM85 154H86V153L83 154L82 159L84 158V155H85ZM82 159H81V161H82ZM95 162H96V160H95ZM105 165H106V163H105ZM66 189H68V188H66ZM69 191H70V189H69ZM153 242H154V241H153ZM161 243H163V241H162ZM152 244L154 245V243H152ZM159 245H161V244H159ZM167 245L169 246V244H167ZM156 246H158V245H156ZM170 246H171V245H170ZM161 247H162V246H161ZM171 247H173V246H171ZM162 249H163V248H162ZM256 253L258 254V252H256ZM197 256H198V255H197ZM257 259H258V257H257ZM256 263H257V262H256ZM221 264H222V260H221Z\"/></svg>","mask_w":264,"mask_h":264}]
</instances>
